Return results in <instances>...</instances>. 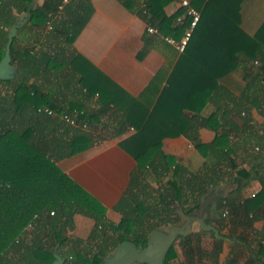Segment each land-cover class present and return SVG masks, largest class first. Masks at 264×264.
Segmentation results:
<instances>
[{
    "label": "trees",
    "instance_id": "1",
    "mask_svg": "<svg viewBox=\"0 0 264 264\" xmlns=\"http://www.w3.org/2000/svg\"><path fill=\"white\" fill-rule=\"evenodd\" d=\"M31 1L0 0V59L15 13L29 11L31 27L45 28L49 23L51 29L47 30L46 36L56 39L55 47H51L53 51L50 47L33 51L34 46H21L13 38L11 60L17 67L18 77L0 79V176L9 185L21 179L55 178L62 170L51 156L67 157L92 146L99 139L95 131L100 125L112 128L115 135H121L131 127L133 131L119 145L137 162L131 173L129 198L125 200L123 210V218L134 228L126 232L109 227L103 215L93 213L85 201L72 193L54 206L36 203L37 215L30 228L0 253V264H51L55 247L65 264H99L102 257L123 240L144 246L151 230L179 221L178 207L190 213L199 207L201 197L210 188L229 179L234 172L239 179H250L252 170L261 183L260 190L252 196H244L241 192L244 185L239 182L233 195L215 198L217 208H226L228 214L225 219H213V222L221 235L241 241L233 245V253L224 264H238L241 249L245 248L250 250L252 262L264 264L261 260L264 241L251 247L240 233L222 231L228 225L229 229L236 226L251 228L254 221L264 218V173H260L264 147L257 146L259 152L251 155L255 163L246 170L238 168L236 158L232 156L236 146L229 140L232 129L251 133L254 126L248 124V110L252 106H264V20L255 33L249 34L241 26L245 0H191L200 12V18L184 50L178 52L172 47L166 67L157 72L138 97H133L105 79L91 64L84 66L80 54L67 53V46L93 12L90 0H70L57 18L53 17L62 0H44L36 9L31 8ZM119 1L145 22L147 33V27L151 26L158 34L179 40L189 26L190 17L182 7L174 14L166 15L164 7L172 0ZM182 14L183 18L175 24V19ZM146 32L144 41L150 43L152 38H148ZM68 69L71 72H67ZM239 69L243 83L233 84L239 92L236 95L221 80ZM55 74H62L72 84L75 80L85 88L86 100L97 94V108L87 109L84 103L75 99H68L65 104L56 102L50 93L39 88L36 81L30 82L32 77L48 78ZM207 104H211L213 110L204 115L202 111ZM44 107L54 113L48 114ZM54 114L57 117L52 119L56 124L71 134L68 139H55L49 156L45 153L44 143L30 142L31 127L20 129L19 126L24 120L30 124L33 119L48 123ZM63 114H69L76 121L80 119L86 128L80 129L59 119ZM202 127L220 128V133L211 142L203 143L199 137ZM181 135L208 159L195 171L176 163L162 150L164 138ZM151 181L159 183L158 188L153 189ZM30 196L26 195L31 199ZM127 201L130 202L128 205ZM75 212L94 219L85 239L66 234L73 227ZM206 233L199 229L178 237L183 264H219L224 240L213 237L211 248L206 249L201 243ZM176 256L173 243L164 264H170Z\"/></svg>",
    "mask_w": 264,
    "mask_h": 264
},
{
    "label": "crops",
    "instance_id": "2",
    "mask_svg": "<svg viewBox=\"0 0 264 264\" xmlns=\"http://www.w3.org/2000/svg\"><path fill=\"white\" fill-rule=\"evenodd\" d=\"M90 1L93 12L74 41L67 46V53L70 54L73 51L80 54L81 63L84 66L91 64L101 72L105 79H109L129 95L138 97L157 72L166 67L173 46L164 40L163 35L157 32L147 33L145 22L119 0ZM43 3L44 0H32L31 8L36 9ZM245 3L241 11V26L246 32L253 34L264 20V0H245ZM180 8L177 1L172 0L165 5L164 11L167 16H170ZM62 11L63 7L61 10L58 9L53 18L59 17ZM22 13L26 12L15 13V17ZM183 16V14L178 16L174 23L176 24ZM29 19L17 31L15 38L18 44L24 47L32 45L34 46L33 51L55 47L56 39H47L46 36L48 25L45 28L31 27ZM145 32L148 38H152L150 43L144 41ZM67 72H71V69ZM242 76V70L239 69L222 79L221 82L227 84L230 91L238 95L239 92L233 84H242ZM66 79L62 74L51 75L48 78L40 75L36 78L32 77L30 82L36 81L39 88L50 93L56 102L65 104L68 99H75L84 103L87 109L97 108V94L86 100L84 98L85 88L76 83L75 78L73 79L74 84ZM212 110L213 106L207 104L202 113L207 115ZM248 112L250 117L248 124L254 126L253 131L244 134L242 131L237 132L232 129L229 136L230 143L236 146L232 156L236 158L238 168L246 170L252 168L255 163L251 155L259 152L257 146L264 147V106H252ZM54 117H57L56 114L49 118L50 122L44 124L33 119L30 124L24 120L20 126L17 125L20 129L30 126L33 131L30 142L36 145L44 143L47 148L45 153L49 156L53 141L68 139L71 134L70 131L58 126L52 119ZM58 118L62 119V115ZM235 119L240 121L238 116H235ZM81 123L79 119L72 126L85 129L86 125ZM132 131L130 127L121 135L111 133L102 136L92 146L67 157L56 158L52 154L51 160L62 170V174L55 178L21 179L9 185L0 176V253H3L24 230L30 228L31 221L37 215L36 203L54 206L57 201L70 197L72 193L85 201L93 213L103 215L109 227L119 228L127 225L128 230L133 229L134 225L123 218V210L125 200L129 198L127 192L131 173L136 169L137 162L119 145V142ZM219 133L220 128L217 130L208 127L199 129V137L203 143L211 142ZM254 142L257 143L253 146ZM162 150L171 155L176 163L191 171L199 169L208 160L182 135L164 138ZM262 153L264 154V148ZM261 162L262 171L260 173H264V156ZM255 176V171L252 170L250 179H239L234 172L229 179L210 188L205 199V201L207 198L210 199L205 208L208 211L206 221L216 226L213 219L220 221L227 217V209L217 208L215 198H227L233 195L237 191L239 182L244 185L241 191L244 196H252L258 192L261 183ZM27 194L31 195V199L26 197ZM72 219L73 227L67 230L66 234L82 239L87 238L94 224L93 217L75 212ZM198 230L199 226L195 224L192 232ZM222 231L240 233L251 243L252 247L264 241V218L254 221L251 228L236 226L229 229L228 225L224 226ZM211 236L209 232L202 236L201 243L206 249L211 248L213 242V236ZM230 239L234 241L224 240L223 242L218 258L219 264H224L229 259L235 243H241L235 238ZM205 240H207V246ZM177 243L178 239L174 242L177 256L170 260V264H183L181 249ZM241 251L238 264H258L257 261L252 262L249 259L250 250L245 248ZM261 260H264V257H261Z\"/></svg>",
    "mask_w": 264,
    "mask_h": 264
},
{
    "label": "water",
    "instance_id": "3",
    "mask_svg": "<svg viewBox=\"0 0 264 264\" xmlns=\"http://www.w3.org/2000/svg\"><path fill=\"white\" fill-rule=\"evenodd\" d=\"M28 11L14 18V23L7 30V40L4 47V54L0 59V79L9 80L18 77L16 65L11 60V43L17 36L18 29L30 18ZM220 187V186H218ZM209 192L201 197L199 207L186 213L182 207H178L176 214L179 221L166 227H159L151 230L147 236L146 244H135L130 240H123L118 243L112 252L103 256L99 264H164L166 253L170 246L179 236H187L193 231L195 224L199 229L209 232L214 238L233 242L234 240L221 235L219 229L206 221L208 211L205 209L210 199L205 201ZM213 196H215L213 194ZM219 196V195H217ZM53 260L51 264H65L64 258L57 252V247L53 249Z\"/></svg>",
    "mask_w": 264,
    "mask_h": 264
},
{
    "label": "built area",
    "instance_id": "4",
    "mask_svg": "<svg viewBox=\"0 0 264 264\" xmlns=\"http://www.w3.org/2000/svg\"><path fill=\"white\" fill-rule=\"evenodd\" d=\"M178 5L182 8H184L185 13L190 17V22L188 28L185 30L183 36L179 39L176 40L171 36H163L164 40H166L169 44H171L178 52H182L184 50V47L189 40L192 31L194 27L196 26L197 22L199 21L200 18V12L193 7L191 4V0H176ZM68 2V0H62L61 4L58 6V9L61 10L63 5ZM48 27L51 28V25L48 23ZM147 31L149 33H155L157 32L156 28L148 26ZM44 111H46L48 114H53L54 112L49 109L44 107ZM62 118L69 122L70 124H75L76 120L74 117L70 116L69 114H63ZM85 126V125H84ZM53 214V211L50 212Z\"/></svg>",
    "mask_w": 264,
    "mask_h": 264
},
{
    "label": "rangeland",
    "instance_id": "5",
    "mask_svg": "<svg viewBox=\"0 0 264 264\" xmlns=\"http://www.w3.org/2000/svg\"><path fill=\"white\" fill-rule=\"evenodd\" d=\"M246 5V3L244 4V6ZM50 29V28H49ZM48 29V30H49ZM50 49L53 51V48H51L50 47ZM105 121H109V120H106L105 119ZM110 122V121H109ZM111 133H113V129L112 128H110V127H108V126H106V127H104V126H99V128L95 131V135H96V137L97 138H100V137H102V136H105V135H109V134H111ZM151 186H152V188L153 189H155V188H158V186H159V183H156V182H153V181H151ZM128 202V201H127ZM126 202V204L128 205L130 202H128L127 203ZM93 227V226H92ZM124 228V229H123ZM92 229V228H91ZM118 230H120V231H124V230H126V232H131L133 229H127V226H124V227H119V228H117ZM205 242V244H206V246L208 245L206 242H207V240H205L204 241Z\"/></svg>",
    "mask_w": 264,
    "mask_h": 264
}]
</instances>
